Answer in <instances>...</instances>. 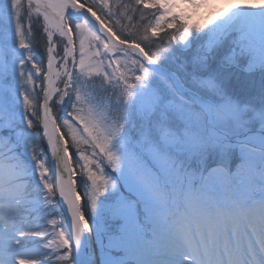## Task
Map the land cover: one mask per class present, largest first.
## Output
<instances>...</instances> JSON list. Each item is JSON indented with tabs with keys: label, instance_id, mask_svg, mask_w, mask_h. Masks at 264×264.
I'll list each match as a JSON object with an SVG mask.
<instances>
[{
	"label": "snow or ice",
	"instance_id": "6c2138e0",
	"mask_svg": "<svg viewBox=\"0 0 264 264\" xmlns=\"http://www.w3.org/2000/svg\"><path fill=\"white\" fill-rule=\"evenodd\" d=\"M0 264H264V0H0Z\"/></svg>",
	"mask_w": 264,
	"mask_h": 264
},
{
	"label": "bare ground",
	"instance_id": "6f19581e",
	"mask_svg": "<svg viewBox=\"0 0 264 264\" xmlns=\"http://www.w3.org/2000/svg\"><path fill=\"white\" fill-rule=\"evenodd\" d=\"M232 2H236V0H232ZM239 2H244V0H239Z\"/></svg>",
	"mask_w": 264,
	"mask_h": 264
}]
</instances>
